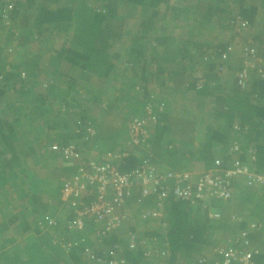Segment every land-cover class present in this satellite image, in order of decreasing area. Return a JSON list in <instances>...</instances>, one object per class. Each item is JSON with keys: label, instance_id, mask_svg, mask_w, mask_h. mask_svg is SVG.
<instances>
[{"label": "crops", "instance_id": "crops-1", "mask_svg": "<svg viewBox=\"0 0 264 264\" xmlns=\"http://www.w3.org/2000/svg\"><path fill=\"white\" fill-rule=\"evenodd\" d=\"M156 1L101 0V3H98L99 0H13L15 5L14 13L12 12L13 18L10 21L0 20V183L5 182V180L10 182L7 184L8 187L4 194L6 195L5 200L0 201V228L3 227V230L0 229V236L3 234L7 237L5 244L2 243L3 241L0 242V264L6 258V254L8 257H16L17 260L22 261V264L28 263V254L33 249L35 241L42 244L47 242L48 238L45 235L59 237L57 238L58 247L56 250L60 251L61 254L55 250L53 252L56 254L50 256V250L45 246L41 247L46 250V254L49 252V257L57 259L56 264H94L88 254L82 255L78 262L67 258L65 240L63 243L59 242L69 232L62 227L63 225L65 227V223H68L71 218L68 208L61 205L63 202L60 201V190L65 178L76 172L77 164L72 159L64 158L58 152L45 151L44 148H47L50 143L61 144L71 141L79 145L78 150L84 156L100 161L101 164L110 163L114 155L107 152L109 143L105 136L120 127L128 130V122L138 117L128 113V110L134 108L135 105H130L125 110L129 101L122 98L125 96L122 92H126L127 87L138 90L137 84L142 81L140 82L138 78L134 79L130 81L131 83H126L120 93L117 90L115 100L107 110L99 109L87 102L89 107L86 105L82 111L84 114L83 121L87 126L91 125V128L95 129L97 133L93 139L91 138L92 141L90 140L94 143L93 145L83 144L82 142L85 141L87 135L86 131L82 133V141L75 135L76 129H78L75 121L78 113H70L69 111L58 113L60 99L55 95L59 91H69L68 87H71V84L60 76V72L66 74L70 70V75L75 76L78 69L76 66L72 68L64 66L66 48L72 47V49L82 53L93 49L98 51L105 49L107 54L113 60L116 59L118 65H121L133 60V56H135L133 50H137V46L144 43L146 39H151L152 43H157L156 38H160L162 41L164 38L170 37L180 46L189 43L195 44V46L201 44L199 52H196L195 49L194 52L192 51L195 46L190 47L192 57H195L196 60L208 54L210 42L226 43L228 47L235 44L234 53L230 57V63L233 61L235 68L243 67L242 52L248 47L255 49L256 53L259 54L258 58L264 59V39L256 40L248 47L245 42L243 49L238 47V43L248 39L246 33L250 26L243 31L244 36L241 35L242 38L235 39L236 36H240V33H234L235 27L245 23L240 16L235 14L239 10L238 7L246 4L248 0H242V2L224 0L225 4H222L223 0H161L155 4ZM221 8H227V11L224 13L219 11ZM228 18L229 22L233 23L229 27L227 26ZM261 27L262 25L257 30H261ZM251 30L252 28L249 29V31ZM240 31L242 30L238 29V32ZM250 33L253 34V31ZM146 54L144 58H149L150 53ZM134 68L138 69V66ZM139 70L137 73H140ZM112 71L114 72L115 69ZM234 73L233 70V74H226L225 81L234 84ZM93 80L89 82L76 81L78 85L88 86V83L90 84ZM148 81L146 82L148 83ZM107 84L106 89L111 90L113 88L119 89L120 85L118 80L111 78ZM35 88L50 90L47 96L43 95V103L39 98L40 94L32 92ZM228 89L230 88L228 87ZM26 91H30V93H25ZM53 95L56 97L55 99ZM216 100L219 101L217 98ZM103 101L105 102L104 99ZM132 103L134 102L132 101ZM182 103L185 101L183 100ZM36 107L45 109L42 120H34L31 122L32 125L28 127V116L34 114L33 109ZM101 107L103 106L101 105ZM176 107L178 110L181 109ZM143 109L144 112L140 109L138 114L143 116L144 113H150V108L146 105ZM22 110L24 116L21 114ZM173 111L176 113L173 115L174 117L170 111L166 118L164 116L159 117L155 112L154 120L157 121V124L149 127L150 135H153L157 126L167 122V118L168 122L177 124L176 127H178V122L181 124L180 129L172 130L171 134L175 133L174 135L177 136L179 132L184 130V116L181 118L180 110L178 112ZM73 114L76 115L75 119ZM98 114L102 117L97 118ZM122 117L123 121L120 120ZM211 119V123L213 120L218 123L215 114L211 116ZM194 124L193 122L188 123L187 127L192 129ZM189 137L187 141H193V153L184 163H181L182 167L178 166L180 164L176 165L175 162H172L171 165H166L167 167L161 166L163 168L154 166L155 169L167 171L174 167L173 170L197 174L202 168H212V160L200 159L197 152L195 153V147L198 148L204 135L200 136L198 142L194 141L195 137L192 133ZM43 140L45 141L43 142ZM163 142L165 139L154 143L152 155ZM235 143L238 151L235 152V149H231V142L229 143L230 146L224 150L225 163H228L232 157L239 155L250 169H256L254 163L256 147L253 142L250 145H247V141ZM97 145L100 148L102 146L107 153L104 150H99ZM238 146L241 148L238 149ZM211 149L221 151L218 145H213ZM103 158L105 161L102 160ZM19 170L22 171L20 175L24 181L21 185L19 183L20 190L12 186V176L15 174L14 177L18 179ZM242 182L244 181L236 183L230 199L226 201L215 199L212 202L217 211H221V221H225V224L229 226L224 225V230H215L214 234H211L212 230L208 225L206 230L200 233L202 239H207L209 242L213 239L214 242L211 241V244L220 243L225 248L235 246V242L238 245L243 246L245 244L248 247H254L252 237L255 235V231L249 229V224L257 221L258 218L255 216L257 213L262 212L264 214V207L258 206L260 202L264 201V188L251 187L246 189L245 183ZM25 183L26 186L23 185ZM136 188L139 189L140 187L137 186ZM248 192L251 194L249 195L250 200L247 202L245 199ZM1 205H5V209ZM48 215L62 224L61 229L55 231L45 221L42 229H39L41 232L38 234V229L34 227L36 221L39 218L45 220ZM209 221L211 222V220ZM231 228L234 229L231 230ZM50 230L53 234L49 233ZM262 232L261 234H264V231ZM69 233L67 234L68 237H74V232ZM74 239L78 242L77 238L74 237ZM195 247L191 248L193 253L189 254V258L183 259L181 251L172 250L174 251L173 257L170 258L166 254L161 255L160 258H163L161 263L180 264L182 260L184 264H194L204 254L201 252H209L205 246ZM149 249L151 252V248ZM4 253L6 254L4 255ZM212 257L219 258L213 253Z\"/></svg>", "mask_w": 264, "mask_h": 264}, {"label": "trees", "instance_id": "trees-1", "mask_svg": "<svg viewBox=\"0 0 264 264\" xmlns=\"http://www.w3.org/2000/svg\"><path fill=\"white\" fill-rule=\"evenodd\" d=\"M150 1L153 2L154 0ZM160 1L161 0H157L155 4ZM237 1L242 2V0ZM98 3H101V0H99ZM223 3L225 4L224 0L222 4ZM8 5H11V7L8 8ZM14 7L13 0H0V20L10 21V19L13 18L12 12L14 13ZM238 8L239 10L235 15L240 16L245 22L243 25L246 24L247 27L250 26L246 33L248 39H244L241 43H238V47L243 49L246 43L248 47L256 40L264 39V22L257 23L254 21L259 13L258 8H261L263 12L260 17L264 16V0H248L246 4L240 5ZM219 11L224 13L227 11V8H221ZM228 14L230 15L231 13L229 12ZM231 24L233 23L229 22L228 18L227 26L229 27ZM243 25L235 27L234 33H239L238 29L242 30ZM261 25V30H257ZM250 28H252L251 31H253V34L250 33ZM171 39L172 38L168 37L161 41L160 38H156L157 43H152L151 39H146L144 43L137 46V50H133L135 53L133 60L121 65H118L116 59L113 60L105 49L100 51L93 49L82 53L79 50L72 49V47L66 48V59L63 61L64 66L68 68L76 66L78 69L75 76L70 75V70H68L66 74H64L65 72H60V76L64 77V79L71 84V87H68L69 91H59L58 94L56 93L55 96H58L61 100V102L59 100L60 106L58 113L64 111L78 113L77 116L73 114L74 119L75 116L77 117L75 121L78 129H76L75 135L81 140L82 133L86 131L87 128L93 129L91 125L87 126L83 121L84 114H82V111L86 105L88 106L87 102L99 109L107 110L110 108V104L113 103V100H115V92L118 90V93H120L126 86V83H131L130 81L138 78L140 82L142 81L140 84H137L138 90H135L133 87L132 89L127 87L128 90L122 92L125 94L122 98L129 101L128 107L125 108V110H127L130 105H135L134 108L128 110V113L138 116L136 119L139 121L140 128L144 129V134H139L138 140L133 142L129 134L133 119L132 121L126 119L129 121L128 130L126 128V130H124L120 127L105 136L109 143L107 152L113 153L114 155L110 164L114 165L117 170L134 176L135 172L142 167H164L169 164L171 165L172 162H175L176 165L180 164L178 166L182 167L181 163H184L193 153V141H187L190 133L195 137L194 141L198 142L200 136H202L206 130V132H209L208 140H206V137L205 140L201 139L198 148L195 147V153L197 152L200 159L212 160L213 165L212 168H202L199 172L226 167L224 150L230 146L229 143L238 141L243 143L247 141V145L253 142L256 147L254 158L255 170L264 173V69L262 75H259L257 71H248L249 73L246 74L247 76L244 82H240L236 73L241 71L242 67L238 66L235 68L234 62L232 61L230 63V48L226 43H214V52L210 51L203 58L196 60L195 57H192L190 49V47L195 46V44L189 43L180 46L176 44L174 40L173 47L170 48L169 45L167 46V43L170 44ZM246 49H249V47L243 49L242 55ZM148 52L150 53V57L146 59L144 57ZM258 56L259 54L256 53L257 58ZM145 60L146 62H144ZM260 60L261 62H259L258 65L260 64L261 67H264V59L261 57ZM136 66L140 69V73H137L138 69L134 68ZM113 69H115L114 72L112 71ZM233 70L235 72L233 78L234 84H232L233 88L228 89V86L226 87L225 85L224 77L226 74H233ZM109 78L118 80V83H120L119 89H106V87H108L107 82ZM76 80L93 81L90 84L88 83V86H81L78 85ZM147 80H149L148 83L146 82ZM200 80L202 84H198ZM50 89L53 90V88ZM30 91H26L25 93L29 94ZM32 92L40 94L39 98L43 103V95L47 96L50 90L35 88ZM219 93L220 95H218ZM111 95H113V97H111ZM55 96L53 95L54 99L56 98ZM216 98L219 99V101H217ZM68 99L71 100L66 101ZM183 100L185 103H182ZM132 101L134 103H132ZM148 104L151 105L150 113H144L143 116L138 114L140 109L144 112L143 107ZM169 104L175 106L179 105V108H181L179 109L180 111H178L181 118H183V116L185 118V121H183L185 123H183V125H185L184 130H182L181 133L179 132L177 136L174 135L175 133L171 134L176 128L180 129L181 124L178 122V127H176L175 125L177 124L168 122L167 118V122L162 123L160 126L156 125L157 127L153 135H150L148 132L149 127L155 125V123L157 124V121L154 120L155 112L159 117L164 116L166 118L170 112H168V110L170 109L167 107L165 108V106ZM101 105L103 107H101ZM33 110L34 114L28 116V127L32 125V121L42 120L45 109L36 107ZM76 110L78 112H76ZM208 110L211 112L208 113ZM120 111L123 112L122 109H120ZM21 114L24 116L23 110ZM213 114H215L216 119H218V124L216 125L214 120L211 123V116ZM96 117L101 118L102 115L98 114ZM172 117H174L173 114ZM120 120L123 121V117L120 118ZM191 122L195 123L192 129L187 127V124ZM83 125L86 127L82 131V128H84ZM92 131H94L93 134L91 133L90 136H88L89 139L87 138L82 142L83 144L90 146L94 144L91 141L97 132H95V129ZM163 139H165V142H163V144L154 151V155H152L151 152L154 143ZM68 142L71 141H66L61 144L65 145ZM213 145H218L221 151L212 150L211 148ZM96 147L105 152L102 146L101 148L98 145ZM239 147L240 146H238V149ZM234 151L236 152L238 150L236 149ZM81 156L82 158L96 161L93 158L84 156L82 153ZM240 157L239 155H237V157H232L228 162H231L233 158L242 159ZM64 158L70 160V158ZM102 160L105 161L104 158ZM96 162L100 163V161ZM75 168L77 170L78 165H76ZM157 170L159 169L157 168ZM21 172L22 171L19 170L18 179L14 177L15 174L12 176V186L18 190H20L19 183L20 185L24 183L20 175ZM70 177L71 175L68 178ZM2 178H4L3 175ZM68 178L66 177L65 179ZM15 179L16 181L14 182ZM239 181L243 180L237 178L231 181L232 189L235 188L236 183ZM1 183L10 182L5 180V182ZM242 183L244 184V182ZM244 186L247 187L246 189L253 187L246 184H244ZM250 194L251 192L246 194L245 200L247 202L250 200ZM107 199L111 202L112 210L105 213L103 217L100 218L93 214L87 215L83 218V226L81 228L73 227L70 223L76 215L75 210L80 205H84L93 200V193L88 195L84 194L80 199L76 197L61 201L63 202L61 205L64 208H68L71 214L68 223H65V227L63 225L62 228L66 231L74 232V237L78 240V242H76L74 237H68L67 234L69 232L64 235L66 239L61 237L62 239L59 240V242L62 243L65 240L64 245L67 246V258L74 262H78L80 257L87 253L89 257H104L108 252L115 251L116 247H119L124 253V264H160L163 262V258H160L161 255L166 254L171 258L174 255V251H181L183 259L189 258L192 247L196 246L195 248H198V246H205L211 253L208 255V251L201 252V254H204H202L194 264L213 263L214 257H212V253L216 255L213 248L219 247L221 244H211V241L214 242L213 239L210 242L207 239H202L200 233L205 231L208 225L210 230H212L211 234H214L215 230L225 229V226L228 224H225V221H221V211L218 210L219 216L217 218H210L204 201L189 202L187 200H179L174 197L171 192L163 199L164 201L161 205H159L151 196H143L140 192V188L137 189L136 187L134 192L129 195L120 206L114 204L111 194L108 195ZM213 199L215 198L209 200ZM206 203L217 210L213 206V203H208L207 201ZM258 206L263 208L264 201L260 202ZM155 208L158 209L157 211H161V214L157 217L150 215V210ZM111 216H118L120 218L119 224L116 227L106 229V227H108L107 225H109L108 218ZM255 216L258 219L254 222H264V214L262 212L257 213ZM48 219L51 223H48L49 220H44V218H39V220L36 221L34 227L38 229V234L41 232L39 229H42L45 221L51 229L55 231L61 229L62 224L58 220L52 217H48ZM209 220H211V222ZM0 229L3 230V227L1 226ZM233 229L234 228H231V230ZM253 231H255V235L252 237V240H254V247L248 248L257 249V253L252 255L253 263L264 264V234H261L264 228ZM130 237L136 238V245L132 248H127V239ZM57 238L59 237H48L47 242L43 244L35 241L33 249L28 254V263L23 264H56L57 259L49 257V252L46 254V250L41 247H47L50 250V256L55 255L56 253L54 254L53 251L58 247ZM139 240L143 242L140 243ZM52 241L55 242L52 243ZM235 245H237L236 242ZM149 248H151V252ZM57 253L61 254L60 251H57ZM5 254L6 253H4V255ZM216 256L220 258V255ZM5 257L2 264H22V261L17 260L16 257H8L7 254ZM180 264H184L182 260Z\"/></svg>", "mask_w": 264, "mask_h": 264}, {"label": "built area", "instance_id": "built-area-1", "mask_svg": "<svg viewBox=\"0 0 264 264\" xmlns=\"http://www.w3.org/2000/svg\"><path fill=\"white\" fill-rule=\"evenodd\" d=\"M11 5H8L10 8ZM10 51V49H8ZM246 55V56H244ZM242 70L237 72L240 82H244L246 74L251 71H257L259 75L263 74L264 67H261L260 58L256 57V51L246 49L243 54ZM242 58V59H243ZM249 71V72H248ZM87 136H90L92 130L86 129ZM89 134V135H88ZM129 134L132 141L138 140V135L144 134V129L140 128L139 121L134 119L130 125ZM52 150H57L63 157L70 158L77 162L78 168L70 178L66 179L60 190V201H66L69 198H81L84 194L93 193V200L84 205H80L76 210V215L72 219L70 225L76 228L83 226V218L93 214L98 218L103 217L112 209L111 202L107 199L108 195H112L115 205L120 206L124 200L131 195L135 187H140V192L143 196L154 192L157 196V203L161 205L168 194L171 192L174 197L179 200H187L195 202L196 199H202L209 196L215 199H230L232 197L233 179H243L244 183L249 186L264 187V173L257 172L255 169H250L249 166L240 159H234L224 168L216 170L201 171L194 177L189 172H159L152 166L142 167L134 176L117 170L110 163L101 164L92 159L82 158L78 148L71 142L63 145L55 144ZM134 173V172H133ZM171 180V181H169ZM194 185V190H191V183ZM168 183H172L171 186ZM158 209H151L150 215L157 217L161 213ZM217 218L218 212L209 214ZM45 219L49 220L47 217ZM118 216L108 218V227H116L119 224ZM48 223H51L49 220ZM251 230H261L264 228V222H251L249 224ZM142 243V240H139ZM127 248H132L136 245V238L130 237L127 239ZM246 243V242H244ZM115 247V246H114ZM216 255L220 258H213L212 264H254L252 255L257 253V249L248 248L245 244L235 245L230 248L219 246L213 248ZM88 254V253H87ZM89 255V254H88ZM95 264H124L125 258L123 250L116 247V250L108 252L104 257H89Z\"/></svg>", "mask_w": 264, "mask_h": 264}, {"label": "rangeland", "instance_id": "rangeland-1", "mask_svg": "<svg viewBox=\"0 0 264 264\" xmlns=\"http://www.w3.org/2000/svg\"><path fill=\"white\" fill-rule=\"evenodd\" d=\"M249 1H251V0H249ZM258 11H259V13L257 14V16L255 17V22H259V23H263L264 22V16L263 17H260L262 14H263V12H262V10H261V8H258ZM238 26H241V25H238ZM246 28H248L247 27V25H244L243 26V28H242V31H240L239 33V35L240 36H236V38L235 39H238V38H240L241 37V35L242 36H244V30L246 29ZM156 34H159V33H156ZM236 34V33H235ZM242 38V37H241ZM173 42H174V40H170V44L169 43H167V46L169 45L170 46V48H172L173 47ZM209 45V47H208V50H209V52L211 51V52H214V49H215V46H214V43L213 42H210V44H208ZM166 46V45H165ZM200 46H202L201 44H198V45H196L195 47H193V52H194V49H195V51L196 52H199L200 51ZM234 46H235V44H231V46L229 47L230 48V55H229V57H232V55H233V53H234ZM252 50H255V49H253V48H251ZM208 52V53H209ZM244 56H246V55H244ZM243 58V57H242ZM147 59V58H146ZM231 60V59H230ZM243 60H244V58L242 59V62H243ZM215 62H217V61H215ZM225 85L226 86H228L229 88H233V85H232V83L231 82H226L225 81ZM60 102H61V100H60ZM59 102V103H60ZM148 103H152V102H148ZM147 107H149L150 109H151V105L150 104H148V105H146ZM159 106H161V105H159ZM176 106H178L179 107V105H176ZM175 105H173V104H169L168 106H165V107H167L168 109H170V111H172V113H173V115H175L176 113L173 111V110H175L176 112H177V110H178V108L176 107ZM162 107V106H161ZM174 108H177V109H174ZM173 109V110H172ZM77 111V110H76ZM78 112V111H77ZM80 112V111H79ZM211 111L210 110H208V113H210ZM211 115V114H210ZM197 118V117H196ZM216 124H218V123H215V125ZM83 127H84V129H85V125H83ZM194 131V130H193ZM204 137L202 138V139H204L205 140V137H206V140H208V135H209V132L207 131L206 132V130L204 131ZM39 140H40V142H42V140H41V138H39ZM45 140H43V142H44ZM191 141V140H190ZM232 143V142H231ZM55 144L56 143H50L48 146H47V148H44V150L45 151H47V150H49L50 152L52 151L53 152V150H52V147H54L55 146ZM232 144H235V142H233ZM149 153V152H148ZM175 172H177V173H180V172H183L182 170H175ZM7 184L8 183H0V194H2V195H4L5 194V192H6V188L8 187L7 186ZM25 186H26V183L24 184ZM254 187V186H253ZM9 193V192H8ZM5 198H6V195H4V196H1L0 195V201L1 200H5ZM3 203H5V202H3ZM6 204V203H5ZM205 205H206V207H207V209H208V211L209 212H211V213H214V210H213V208L211 207V205L210 204H207V203H205ZM1 206H3L4 207V209H5V205H1ZM135 214V213H134ZM47 218L48 217H50V215L49 216H46ZM49 233L50 234H53L52 232H51V230L49 231ZM47 236V238L48 237H51V236H49V235H46ZM54 236V235H53ZM6 238L7 237H5L3 234L0 236V242H2L3 244H5V240H6ZM16 239H19V237H16ZM53 242H55V241H52V243ZM8 243V242H7ZM56 244V243H55ZM58 245V244H57Z\"/></svg>", "mask_w": 264, "mask_h": 264}, {"label": "clouds", "instance_id": "clouds-1", "mask_svg": "<svg viewBox=\"0 0 264 264\" xmlns=\"http://www.w3.org/2000/svg\"><path fill=\"white\" fill-rule=\"evenodd\" d=\"M198 84H202V82H201V80L200 81H198ZM69 143V142H68ZM71 143H73L78 149H79V146L77 145V143H74V142H71ZM57 144V143H56ZM58 145V144H57ZM231 149H235L236 150V143L235 144H232L231 145ZM53 152H55V153H57L58 151L57 150H53ZM59 153V152H58ZM234 159H239V158H233V160ZM241 160V159H240ZM76 162V161H75ZM232 162V161H231ZM231 162H228V163H226V165H228L229 163H231ZM76 164H77V162H76ZM155 168V167H154ZM77 171V170H76ZM159 172H166V171H161L160 169L158 170ZM167 171H169V172H175V170H167ZM183 172H186V171H183ZM76 173V172H75ZM74 174V173H73ZM72 174V175H73ZM198 174V173H197ZM71 175V176H72ZM196 174H193V173H191V176L192 177H194ZM66 180V179H65ZM63 183H64V181H63ZM191 183V190L193 191L194 190V185H193V183L192 182H190ZM168 185H172V183H168ZM63 186V185H62ZM254 187H257V186H254ZM62 188V187H61ZM147 195H149V196H151L152 198H154V200H155V202L156 201H158L157 200V196L155 195V193L154 192H151V193H149V194H147ZM212 197H209V196H205V197H203L202 199H196V201H204V204L206 203V201L208 202V203H212L215 199H213V200H209V199H211ZM222 200V199H221ZM214 210V212H218L217 210H215V209H213ZM209 214H211V212H209L208 211V216L210 217V218H214V217H212V216H210ZM51 217V216H50ZM215 219V218H214Z\"/></svg>", "mask_w": 264, "mask_h": 264}]
</instances>
